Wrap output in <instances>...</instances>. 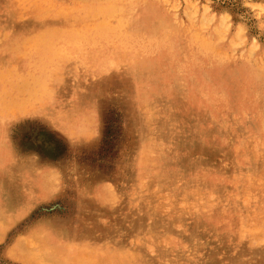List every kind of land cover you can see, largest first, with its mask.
Returning <instances> with one entry per match:
<instances>
[{
  "label": "rangeland",
  "instance_id": "374dc122",
  "mask_svg": "<svg viewBox=\"0 0 264 264\" xmlns=\"http://www.w3.org/2000/svg\"><path fill=\"white\" fill-rule=\"evenodd\" d=\"M148 12L145 57L89 56ZM47 35L93 63L1 114L0 264H264V0H0V56Z\"/></svg>",
  "mask_w": 264,
  "mask_h": 264
},
{
  "label": "bare ground",
  "instance_id": "6f19581e",
  "mask_svg": "<svg viewBox=\"0 0 264 264\" xmlns=\"http://www.w3.org/2000/svg\"><path fill=\"white\" fill-rule=\"evenodd\" d=\"M153 14L154 13H152V12L145 13L144 15H141L139 17V19H137L136 21L133 20L134 17H129V18L125 19L124 24H125V26H127V32H128L126 38H128V39H125L124 41H120L119 43L115 42L112 36H110L108 39H99L93 35L89 36L90 33L81 28L83 26H76L75 30L86 33L89 36L88 38H89V41L91 43L95 42V38H96L97 42H96V44L95 43L93 44V47H92V50L90 51L89 56L96 57L97 59L100 56H103L102 63H106V61L110 57H114L115 55L121 56V57L124 56V57H128V58H132L133 61H135V59H139L138 55H141V57L143 58V57H145L144 53H147L149 51V48L146 47L147 45L136 44V42L140 38V34H141L137 30L136 26H138L139 23H141V24L149 23L150 19L154 20L155 16L153 18ZM165 20H167V19H165ZM159 24H161L160 27L153 30L154 31L152 33L153 36L150 35V36H152V38H154V37L157 38L158 36H161L160 34L163 33L162 30L160 29L162 27L163 21H160ZM55 36H56V38H46V37H48V35L42 36L45 38L44 39H38L37 40L38 45H33V46L29 47L27 50H25L22 54H20L19 57H21L22 60H26V62H23V64H25V65H22V63L21 64L20 63L19 64L12 63V61H10V59H8L7 57L0 56V75L4 76V78L7 77L6 79H8V76H10L12 79H13V77L15 79H22L23 82H25V86L27 87V92H28L25 97L20 98L18 96H14L10 100V103L8 106H3V108H0V115L2 113H4V111L13 114V112H15L16 109L17 110L22 109V108L24 110L31 109L33 107H36V105L38 103H42L41 102L42 96L49 89V85H50L49 81L57 74V72H59V70H60L59 66H60L62 60L65 58V56L70 55L67 50L70 49L72 51V56L75 57V59L77 61L83 63L84 65L88 66L90 63H93L91 61V59H89V57L86 54H81V53L75 52L77 49H79L81 47L79 44V41H80L79 37L78 38L77 37L67 38V37H71V36H66V37H62L60 35H55ZM64 38H67V40L62 41V40H64ZM133 48L135 50L134 52L132 51ZM152 49H150V51ZM120 50H122V51H120ZM108 51H109V54H108ZM139 52H142V53H139ZM133 64H134V62H133ZM13 82H14V80H13ZM13 86H14V84H11L10 82L8 84L3 85V89L1 91L2 95L5 96L6 94H9L10 91L12 92L11 87H13ZM67 102H68V100H67ZM81 115H83V114H81ZM57 116H58V114H57ZM0 117H2V115ZM3 117H4V114H3ZM82 128H85V127H82ZM257 212H259V211H257ZM263 217H264V213H263ZM257 218H259V217H257ZM253 224H255V222ZM262 224H263V222H262ZM262 229H264V228H262ZM98 264H100V263L98 262Z\"/></svg>",
  "mask_w": 264,
  "mask_h": 264
}]
</instances>
